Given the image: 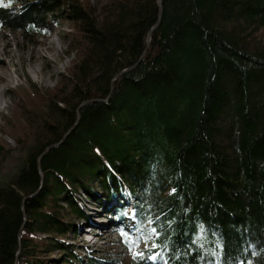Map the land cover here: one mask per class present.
Returning <instances> with one entry per match:
<instances>
[{
  "label": "trees",
  "instance_id": "1",
  "mask_svg": "<svg viewBox=\"0 0 264 264\" xmlns=\"http://www.w3.org/2000/svg\"><path fill=\"white\" fill-rule=\"evenodd\" d=\"M17 1L0 25L45 36L64 16L76 59L6 120L0 264H264V0H163L155 31L159 0ZM85 199L128 256L78 244Z\"/></svg>",
  "mask_w": 264,
  "mask_h": 264
},
{
  "label": "rangeland",
  "instance_id": "2",
  "mask_svg": "<svg viewBox=\"0 0 264 264\" xmlns=\"http://www.w3.org/2000/svg\"><path fill=\"white\" fill-rule=\"evenodd\" d=\"M100 1L90 0V4ZM18 4L17 0H0V5L10 8H16ZM57 21L56 24L48 21L45 36L23 34L0 25V45L4 50L0 53V142H5L12 150L17 149V142L7 131L6 120L13 118L14 106L21 100L17 96L19 92L30 89L31 84L42 92L55 91L61 84V76L70 71L76 59L68 47V36L75 32L73 26L64 16H58ZM260 38L264 41V29ZM49 40L53 43L49 44ZM46 47L49 49L46 50ZM16 161L15 155L8 163L7 173L13 171ZM82 204L86 208L88 221L78 224L81 226L78 244L102 255L128 256L115 230L114 217L107 213V209L100 208L88 199ZM112 226L115 228L107 229Z\"/></svg>",
  "mask_w": 264,
  "mask_h": 264
},
{
  "label": "water",
  "instance_id": "3",
  "mask_svg": "<svg viewBox=\"0 0 264 264\" xmlns=\"http://www.w3.org/2000/svg\"><path fill=\"white\" fill-rule=\"evenodd\" d=\"M162 4H163V0H159V6H160V14H159V17H158V21L156 23V25L154 26V28L152 29V31H155L159 28L160 26V23H161V19H162V14H163V10H162ZM150 42H151V33L149 34L148 36V47L150 45ZM148 50V49H147ZM147 50L144 52V54L142 55V57L140 58V60L137 62V64L135 66H133L132 68L130 69H127V70H124L122 72H120L118 75L115 76V78L113 79L112 81V87H111V93L110 95L107 97V99L105 100H86L84 102L81 103V105L78 107L77 109V122L76 124L64 135L63 139L58 143V144H55L53 146H51L50 148H48L41 156H40V159H39V166H40V169H41V162H42V159L49 153V151H51L52 149H55L61 145H63L65 143V141L67 140V138L71 135V133L75 130V128L77 127L78 123H79V120L81 119V110L87 106L88 104H91V103H96V102H99V103H106L108 102V100L110 99V96L111 94L113 93V90H114V84L116 82V80L121 77L122 75H124L125 73L131 71L133 68H135L144 58ZM22 234L20 233V238H21Z\"/></svg>",
  "mask_w": 264,
  "mask_h": 264
},
{
  "label": "bare ground",
  "instance_id": "4",
  "mask_svg": "<svg viewBox=\"0 0 264 264\" xmlns=\"http://www.w3.org/2000/svg\"><path fill=\"white\" fill-rule=\"evenodd\" d=\"M49 41H50V40H49ZM51 42L53 43V41H50L49 44H52ZM48 49H49V48L46 47V50H48ZM2 51H4V50L1 49V45H0V53H2ZM33 73H35V72H33ZM102 217H103V216H102ZM100 219H101V218H100ZM102 222H103V224L106 223L105 221H102ZM107 229H111V227H110V228L107 227Z\"/></svg>",
  "mask_w": 264,
  "mask_h": 264
}]
</instances>
